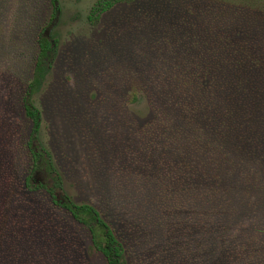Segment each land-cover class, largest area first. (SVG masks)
Returning a JSON list of instances; mask_svg holds the SVG:
<instances>
[{
  "label": "rangeland",
  "instance_id": "obj_1",
  "mask_svg": "<svg viewBox=\"0 0 264 264\" xmlns=\"http://www.w3.org/2000/svg\"><path fill=\"white\" fill-rule=\"evenodd\" d=\"M96 1L59 0L56 57L31 96L41 115L38 143L67 194L101 212L126 264H264V186L245 187L239 165L264 185V129L246 142L253 159L226 143L238 166L217 161L221 147L189 145L198 133L189 122L203 107L189 112L179 105L183 93L170 101L157 88L162 69L178 63L175 50L185 54L182 64L206 62L192 57L226 32L244 37L264 13L244 0H124L90 20ZM51 11V0H0V264H106L85 227L44 189L25 186L31 121L23 97ZM233 89L243 102L256 99L264 117V77ZM208 118L200 120L205 133L225 132ZM242 120L225 119L235 143L246 137Z\"/></svg>",
  "mask_w": 264,
  "mask_h": 264
},
{
  "label": "trees",
  "instance_id": "obj_2",
  "mask_svg": "<svg viewBox=\"0 0 264 264\" xmlns=\"http://www.w3.org/2000/svg\"><path fill=\"white\" fill-rule=\"evenodd\" d=\"M121 1L124 0H97L91 8L89 19H97L101 13ZM243 3L253 6V9L259 11V13H264V0H244ZM51 4L50 19L38 33L39 52L34 66V77L28 84L23 97L24 111L31 121V131L26 142L30 157V169L25 177V186L29 190L44 189L54 205L64 208L77 223L85 227L90 235L92 246L103 256L106 264H126L124 245L112 226L93 204L88 202L77 203L70 198L63 187L62 173L58 170L51 152L38 143L37 140L41 115L38 108L31 101V96L40 85L45 74L50 70L57 50L54 25L58 15H60L61 7L59 0H51ZM260 22L261 24L253 31L251 29L246 31L244 37L238 38L229 32L224 33V39L215 40L216 44L214 46L211 44L210 49L204 55H199L200 50H198L196 52L197 55L194 54L192 57V59L204 57L206 62L195 60L193 65L182 64L185 54L180 57L175 50V59H178L175 69L173 70L171 67L162 69L163 74L160 76L161 80L157 85V88L163 90V94L160 95L170 101L177 92L183 93V99H178L179 105L184 109H188L189 112L194 111L196 107H203L201 116H196L193 122H189L193 129L198 130V133L189 141V145L197 146V148H201L205 152L208 149L214 152L213 150L216 147H221L224 153L222 155L217 153L213 157L217 161H228L229 165L236 164L235 167L238 166L239 161L228 157L229 154L226 152L228 144H232L238 152L244 153L246 157L253 159L255 149H253L254 147L250 148V144L246 142L250 141V139L257 138L256 140H258L262 138L261 129H264V117L256 109L258 107L257 100L253 98L243 102L241 97L234 93L233 89L234 85L243 86L244 80L253 82L254 79L258 81V76L264 77L262 67L259 68L260 64H264V27L262 25L264 24V18ZM203 37L202 34H199L198 39L201 40ZM204 41L208 40L205 38ZM216 59H219L221 63L212 64ZM202 65L205 66L204 71H202ZM164 70L172 73L175 83L174 81L170 82V77L167 76ZM219 72L220 75L222 72L228 73L226 81L223 80L222 76H219ZM153 81L157 82L158 80L155 79ZM243 106L245 110L242 109ZM250 107L252 108L251 110H249ZM238 112L241 113L238 114ZM201 117H209L206 120L207 123L217 117L223 124L221 129L223 128L225 132L208 129V132L205 133L203 125L200 124ZM243 117L245 120H242ZM229 118H232L234 123L242 120L247 125L244 132L246 137H239L241 140L237 143H235L236 141L233 142L234 135L232 139L228 136L230 135L228 133L229 128H224L225 125L228 127L227 123L225 124V119ZM195 130L194 132L196 133ZM179 131L184 132L182 128ZM179 131H175V136L179 135ZM180 136L182 135L180 134ZM199 138H204L207 142L202 143ZM230 149L233 150L232 147ZM239 165L241 166L245 187L261 188L264 186L257 178L260 176L252 175V171L246 170L245 165L241 163ZM231 170L233 172L236 171L232 167ZM212 181H214L213 178ZM181 186H183L182 183ZM214 191L215 194L218 192L215 189Z\"/></svg>",
  "mask_w": 264,
  "mask_h": 264
}]
</instances>
